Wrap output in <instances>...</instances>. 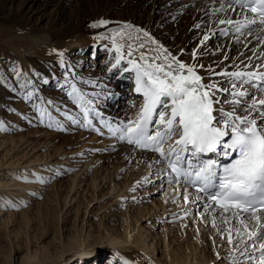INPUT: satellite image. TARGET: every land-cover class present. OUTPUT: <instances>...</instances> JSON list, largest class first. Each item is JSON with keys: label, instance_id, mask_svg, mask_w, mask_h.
Segmentation results:
<instances>
[{"label": "rangeland", "instance_id": "rangeland-1", "mask_svg": "<svg viewBox=\"0 0 264 264\" xmlns=\"http://www.w3.org/2000/svg\"><path fill=\"white\" fill-rule=\"evenodd\" d=\"M59 1L60 0H51L50 4H47L46 0H13L16 8L23 6L25 17L30 19V22L36 26L46 25V11L55 8ZM75 1L76 0H73L71 4L67 5L65 8L66 10L64 9V11H62V17L66 18L67 21L71 16V10L78 8ZM79 1L82 2L81 4L85 8L83 15L86 17V25H90L94 13H96V15L101 13H103V15L108 14L114 19L123 21L122 25H124L122 30L125 35L124 38L118 37L117 43L126 45L122 50L126 55L128 50L127 46L131 45L132 40L134 41L131 45L132 51L134 49L132 46L135 47L138 44L144 43V40H142L143 36L141 35H144V32H149L145 28L146 25H144L146 24L144 21L147 19L149 9H144L145 11L143 10L138 13L136 19L141 20L142 24L137 25L135 22L131 23L128 21L131 16L129 8L132 9V7L126 3V0ZM8 3L10 4V2ZM126 5H129V7ZM188 5H190V3ZM163 15V10L158 11L154 16L151 26H158L157 21L161 19ZM173 21L174 19H169V23L167 24L169 29L174 26L172 23ZM215 23L216 22H212V24ZM183 24V22H180V24H178L179 26L176 27V38L179 37L180 39L183 35V29L185 28V24ZM125 25H132V27L125 28ZM204 27V31H206L209 25L205 24ZM251 28L242 29L243 34H235L234 38H230L232 32L231 26L229 25L228 29L230 31L227 35L221 34L220 30L225 29L222 28L221 25H218L213 31H210L209 29V40L215 38L216 41H218V44L207 51H201V54L197 53L201 56L202 64L212 66V64H218V62L225 63L226 60V62H229L225 57H231L234 56V54H237L236 58L242 61H231L233 64L228 65V72H233L237 65L246 61L248 57H251L250 53L253 49L251 46L257 42H252L253 38H249V36L252 35L248 34L249 31L252 30ZM108 29L109 28L105 26L89 29L87 31L89 45L82 52L84 57L77 55L73 60V68L75 72L79 73V78L76 82L82 87V89L85 87L89 88V84H91V89L95 90L91 91V93L90 91H86L85 93L88 94V96H96L98 94L96 87L100 86L99 83H101L102 78L98 77L100 69L97 71V68L100 66L103 74L106 67L110 65L112 61L107 49L102 44L105 40L103 38H98L104 37V33H106V30ZM153 32L154 35H159L157 31L154 30ZM169 33H171V31H169ZM169 33L168 35H170ZM148 36L149 33L146 37ZM237 36L239 37V43L236 42ZM138 37H140V39ZM201 37L202 34L200 33L189 38L187 52L190 53V55H192L193 52H196L198 46L201 44ZM136 39H138L139 42ZM120 40L121 42H128L121 43ZM168 40L171 41L170 38H168ZM95 41H98L102 46L100 48V46L98 47V45H96L94 47L95 49L92 50V43ZM110 41H112V39H110ZM257 48L260 50L261 47L259 44L257 45ZM260 54V51H258L257 55ZM208 57H210V59H208ZM235 63L237 64L235 65ZM112 71H115V73L119 71V78L126 75L119 67L116 68V70L112 69ZM13 73H15V67L12 62L7 58L0 56V77H2V79H0V85L8 79V74ZM84 75L90 78V83L80 79V77H83ZM219 75L218 78L222 77L223 79L222 88L229 87V84L227 83L228 78L222 74ZM68 79H71V82L74 83V78L65 75V71H62L56 81L54 83L52 82L47 89V98H52L49 111L45 108V103H43L44 99L38 96L34 100L28 99V101L23 100V102H18L17 100H19L18 96L20 91L19 93L13 92L11 94V91L4 94L0 93V122H3L7 129L0 130V177L3 178L4 171L10 163L12 164L10 168H14L13 180L19 184V192L10 189L6 190L8 205L5 210L0 212V264H35V259H30L29 254L36 256V258H41L49 248L48 245L52 244H56V247L51 249L52 256L61 254L62 251H66L62 256V259L66 256L68 259L71 256L72 246L78 247L80 243L85 242L86 239L92 241L95 240L97 242L99 239H95L94 237L101 234V231L105 233L106 223L114 224L111 220L114 217L118 219L117 222H119L118 224L120 226L119 230L123 234L132 230V228H130V222H134L133 220L135 218L139 222L138 225L144 226V229L139 234L138 229L133 230L131 234L134 238L140 237L141 240L148 241L152 235L154 236L157 233L156 240L159 241V245L156 253L160 258L168 256L169 252L179 251L180 247L182 249H187V252L191 253V257H194V259L196 256L198 258H204V251L201 248L202 243L197 236V224L202 220H206L205 226H208L206 230H208L209 227L213 228L212 221L214 216L212 215V211H204L207 205L203 201L193 202L194 193L188 192V189L187 193L190 194H188L189 200L186 203L183 198L185 194L184 186H178L175 181L169 183L168 177L165 175V169L161 170L153 168L148 175L138 178V176H140V174L142 175V172L144 171L142 163L134 166L131 160L127 161V159H125L126 161L124 160V162H127L129 167L128 170L130 172L128 171L127 173L124 171L119 181L121 185L127 187L125 192L126 197L123 199L124 197L115 198L116 193H119L118 189L117 191H114L113 185L115 182L111 184L110 181L104 180L103 183H106L105 186L101 183L99 187L96 188L97 186L94 182V176L97 173L89 171L87 176L83 178L81 174H83L84 171L81 165H74V163H72V167L64 166L61 170L53 168V165L55 167V164L53 163L56 162L57 159H64L69 157V155H71L70 158L73 159L78 158L79 155L86 156V154L89 157L90 155H95L98 151L104 148H109L108 146L110 145V143H108L110 142V139L102 141L101 138H109L111 133H109L107 127H103L104 125L99 127L102 123L98 122L96 119L94 120L95 124L93 123L94 127L97 129L102 128L103 134L101 129L95 131L92 127L89 128L87 125L85 127L81 126L79 129L80 124L84 122V118L78 113L81 112L79 105L68 95V92L71 90L66 84ZM126 79L127 83L120 84L119 88L115 90L122 91V95L120 94V98L117 100L114 99V93H111V91L107 96L101 95V98L104 99V103L103 105L101 104L98 106L103 108L102 115H106L107 112L108 114H112L116 109L121 112L119 114H123L124 112L127 114V117L129 116L132 105L126 103L124 95L131 93L132 89H130V80L128 78ZM222 82H220V84ZM249 91H251V89H249ZM217 95L220 96V98L224 97L223 100L231 99L230 96H227L223 92H217ZM121 99L124 101V104L118 105ZM226 105L229 104L226 103ZM41 110L47 114L43 115ZM74 114L77 115V121H81V123H74L67 119V116L70 115L73 117L75 116ZM63 121H66L67 125L71 122V125L66 127L65 125H62ZM85 124H87V122H85ZM80 132H82L83 138L78 136V134H81ZM113 137L116 138L115 136ZM62 152L66 153V155H63ZM156 155H158L156 152L145 151L143 157L145 165L151 163L152 166L163 167L165 165L163 162L156 163L158 160V156ZM58 156L60 158H58ZM52 160L53 162H51ZM116 162V159H114L112 164L114 165ZM51 163L52 167H49L48 164ZM112 164L107 163L108 167H111ZM131 172L134 176L132 179L133 183L129 174ZM153 172L159 173L153 174ZM77 173L78 176L76 175ZM124 174H127V176ZM149 177L155 179L150 178L149 180L151 181H148L149 184L142 182L145 179L148 180ZM74 179L77 182V186L72 189ZM99 181L100 180H98L97 183H99ZM110 188L111 192L106 195L107 198L101 200L103 197L100 193L108 192ZM146 189L149 190L147 191ZM94 190L97 199L95 200V203L93 202L94 205L90 210L95 211V209L97 210L99 208L100 210L95 216H92L94 211L91 212L89 210V214L85 216V207L88 200L92 198ZM20 192H22V194ZM20 194L21 196H19ZM114 198L115 200H113ZM2 199L5 201L4 198H0V200ZM109 201L110 203H108ZM156 205L157 210L154 208ZM113 207H115V209H113ZM146 207L153 208L154 211L159 213L165 210L162 215L159 214L157 224H154L155 222L149 224V227L151 226L150 228L146 227L148 221H152L150 214H146L143 219H139V217L143 216V213L145 214L144 210ZM8 220H10V223ZM89 220L90 222H93L92 224L93 227H95V231H89ZM215 223H217L215 226H218L217 229L224 228V226L220 227L218 225L220 221L217 217H215ZM203 225L204 223H201V227ZM99 229H101V231H98ZM168 233L169 235H167ZM209 233L210 232L208 231L209 237L207 238V242L210 244L212 243V248L215 246L216 242H214L212 235ZM164 234L166 236H164ZM217 234L218 238H222V235L218 233V231ZM71 243L73 244L72 246L70 245ZM224 243L228 244L227 240ZM165 245L167 246V249H165ZM229 246L231 252L229 253L228 260L225 262H227V264H232V257L237 255V253L233 252L232 245ZM101 247H104V244ZM85 250L86 249H83V251ZM93 250L94 249L92 248V251ZM111 252L112 251H109L104 255V262H108L107 257L112 255ZM82 256L83 254H81L80 258H82ZM90 258L91 256L86 260L82 259L83 261L81 262L83 264L94 263L95 261L90 260ZM75 263L79 264L77 262ZM39 264L48 263L40 262ZM67 264H73L72 259L67 261Z\"/></svg>", "mask_w": 264, "mask_h": 264}, {"label": "bare ground", "instance_id": "bare-ground-1", "mask_svg": "<svg viewBox=\"0 0 264 264\" xmlns=\"http://www.w3.org/2000/svg\"><path fill=\"white\" fill-rule=\"evenodd\" d=\"M72 1L73 0H60L56 4L55 8L46 11V15H45L46 25L36 26L30 22V19L25 17L23 6L21 7L19 6L16 8L13 0H0V56L10 60L15 67V73L8 74L7 75L8 79L4 81L2 85H0V93L4 94L6 92L11 91L10 92L11 94L13 92L19 93L20 91L18 96L19 100H17L18 102L21 101L23 102V100L28 101V99L34 100L38 96L44 99L43 103H45L44 104L45 108L49 111L51 108L50 101L52 100V98L51 97L47 98L46 92L47 89L52 84V82L54 83L56 81L57 77H59L62 71H65V75L74 78L73 82L83 93H85L86 91H90V93L91 91H95L94 89H91L92 88L91 84H89L90 89L86 87L82 89V87H80V85L76 82V80L79 78V73L75 72L73 68V60L74 57H77V55H80V57H84L82 52L89 45L87 31L93 28L91 27V24L93 22L104 19L109 21V23L105 26L109 29L106 30V33H104V37L107 38H103L105 41H103L102 44L107 49V52L109 53L112 61L110 65L106 67L105 72L103 74L101 72L100 66L97 68L98 69L97 71H99L100 69L98 77L102 78L101 83H99L100 86L97 85L98 87H96L98 94L96 96H90V95L88 96V94L86 93L85 94L87 99H91L94 101L95 110L103 114V110H102L103 108L101 106L100 107L98 106L101 104L103 105L104 103V99L101 98V95L107 96V94H110L111 91V93L112 92L114 93V99L117 100L118 98H120L119 95L122 93V91L121 90L115 91V90L119 88L120 84L122 85L127 83L126 78L130 80L129 81L130 89H132V92L124 95V100H126V103L132 105L128 117L127 114L124 112L123 114H119L121 112L117 111L116 109L114 110L113 113L111 112L112 114H108L107 112L106 115L95 117V113L93 112L89 116V118L92 119L93 123L95 119L98 122L102 123V125H100L99 127L104 125L103 123L104 120H108L113 126H116L120 121H125V120L127 121L129 119L134 118L135 114L138 111L139 105L142 103L141 95L137 94L134 90L135 89L134 72L131 71L125 72L126 75L123 76L122 78H119L118 77L119 71L117 73H115V71L114 72L109 71L111 65L115 63L114 57L116 55V53L113 50H110L113 46L111 44L112 41H110V39L114 33L124 32L122 30L124 25V24L122 25L123 21L119 19H114L108 14L103 15V13H101L96 15V13H94L90 25H86V19H85L86 17H84L83 15V13L85 12V8L82 6L81 4L82 2H80L79 0L75 1L78 8L71 10V16L67 21L66 18L62 17L63 14L62 11H64L67 5L71 4ZM8 2H10V4ZM50 2L51 0H46L47 4H50ZM126 3L132 7V9L129 8L131 16L128 21L131 23L135 22V24L137 25L142 24L141 20L136 19L138 13L142 12L144 9H149V13L147 14V19L146 21H144L146 23L144 24L146 25L145 28L149 31L148 32L149 36L146 37L144 35H141L143 36L142 40H144L143 41L144 47H140L141 44H138L135 47L132 46L134 48L132 51L133 54L131 57L125 54L126 56L121 61V64L118 66L120 70H123V68L125 67L131 68V65L127 63L129 59H135L138 63L141 62L140 61L141 53H144L149 58L159 55L161 57V60L156 61L158 63L162 62L164 55L170 54L171 56L177 57L180 61L184 62L186 65H192V64H195L197 66L204 65L203 68L200 67L196 68L197 73L204 78L203 82L207 84L214 81L218 83L220 87H222L223 79L222 77L218 78L220 76L219 74H222L223 72H228L229 70L228 65L233 64L231 63V61L233 62L242 61L236 58L237 54H234V56L227 57L229 62H226L227 61L226 60L225 63L218 62V64H212V66L202 64L201 56L197 53L201 54V51H207L208 49L218 44V41H216L215 38H213L212 40L205 41L203 45L200 44L195 52L196 53L195 57L193 56V54L190 55V53L187 52L189 38L195 36L196 34L201 33L202 34L201 39H203V36L205 34H209V29L210 31H213L218 25H220L217 23L219 19H233L234 21L243 20L244 17L243 15H241L238 6H237V11L235 12L229 11L226 8L224 12L213 14L215 13V10L218 8L220 4L226 5L227 0H126ZM189 3L190 5H188ZM129 5L126 6L129 7ZM161 10H163V14H164L163 17L157 21L158 26L155 25L154 27H152L151 23H153L154 16L158 11ZM170 18L174 19V21L172 22L174 26L169 29L167 24L169 23ZM180 22H183L185 24V28L183 29L184 32L181 38L179 39V37H177L178 38L177 39L175 35L176 33L175 30L177 29L176 27L179 26L178 24H180ZM212 22H216V23L212 24ZM197 24L200 25L199 28L196 27ZM205 24L209 25L206 31H204ZM221 26L222 28H228V25H221ZM168 29L169 31H171L172 34L169 33ZM251 29L252 30L250 32L252 35H250L249 38H253L252 42L257 41L254 45L251 46L254 49V50L252 49V52L254 51L257 54L258 51L261 50L262 46H264V31H261L255 25H253ZM151 30L157 31L159 35H154L153 34L154 32ZM168 33L171 36L168 35ZM257 37H260L261 39L258 41ZM138 38L140 39V37ZM168 38H170L171 41H169ZM230 38H234V35L232 33L230 34ZM153 41H155V43H153ZM124 42H128V41H123L121 43ZM133 43L134 41L132 40L131 45ZM92 44H93L92 50L95 49L94 47L96 45H98V47L100 46V48L102 46L98 41H95ZM258 44L261 47L260 50L257 48ZM158 46H162V49H166L167 52H164L162 50L158 52L157 51ZM60 52L63 53V56L59 55ZM252 52L250 53L251 57L253 56ZM208 59H210V57H208ZM248 63H250L248 59L246 61H243L241 64L237 65L236 68H234L235 69L234 71H240V70L253 71L255 69V65L260 64L261 61L253 57V60L251 61L253 67L251 68L245 67V65ZM236 64L237 63H235V65ZM80 79L88 81L90 83L89 81L90 78L85 75L83 77H80ZM220 82L222 83L220 84ZM216 97L221 100V103L217 105V107H223L225 110L230 109L231 105H226V103H224L223 100L224 97L220 98V96H218L217 93H216ZM123 104L124 101L121 99L118 105H123ZM133 104H135L136 107H133ZM78 113L83 116L81 112ZM73 117L75 118V120H77L76 119L77 115ZM85 122L86 121H84L83 124L86 126L87 124H85ZM62 125H65L67 127L71 125V122L67 125L66 121H63ZM80 128H81V124L79 126V129ZM100 129L103 134L102 128ZM80 133L81 134H78V136L83 138L82 132ZM110 135L109 138L108 137L101 138L102 141H105V139L106 140L110 139V142H108L110 143V145L108 146L109 148H104L98 151L95 155H90L89 157L86 154V156L79 155L78 158L75 159L70 158L71 155L67 157L68 159L67 158L57 159V160L54 159L56 160V162L53 163L55 164V167L53 165V168L61 170L64 166L72 167L73 165L72 163H74V165H81L84 171V173L81 174L83 178L87 176L89 171H94L95 173H97L94 176L95 177L94 182L95 185L97 186V187L95 186L96 188H98L99 185L104 182V180L110 181L111 184L115 182L113 185L114 191L115 190L117 191L118 189L119 192L116 193V195L114 194L115 198L124 197L123 199H125L126 197L125 192L127 190V187L125 185L124 186L121 185L119 181L122 176V173L124 171L128 173L129 171L127 162L126 163L124 162L125 159H127V161L131 160L134 166L138 165L139 163H142L144 171L142 172V175L140 174V176H138V178H140L141 176L143 177L145 175H148L153 168L161 169V170L165 169L167 171L166 165H164L163 167L152 166L151 163L145 165L144 162L145 160L143 158L145 155V151L138 150L134 148L132 145H129L124 141H120L117 138H114L113 136ZM63 155H66V153H63ZM156 156H158V160H159L160 159L159 155ZM58 158L60 157L58 156ZM114 159H116L117 162L116 164L113 165L112 162L114 161ZM51 162H53V160ZM107 163L112 164V166L108 167ZM11 165L12 164L9 163L5 171L2 169L4 171V176L3 178L0 177V198L5 199V201L3 199H2L3 201L0 200V212L2 210H5L7 208L6 206L8 205L6 190L7 189L16 190V191L19 190L18 189L19 184L13 180L14 168H10ZM48 165L49 167H52V163ZM78 173L76 174L77 176ZM155 173H159V172H153V174ZM129 174L131 176V181L133 183L132 180L134 178L133 173L131 172ZM125 176H127V174ZM150 178L151 177H149L148 180L146 179L143 180L142 182L148 183V181H151L149 180ZM75 179L72 184V189H74L77 186V182ZM151 179H155V178H151ZM98 180H100L99 183H97ZM105 184L106 183H103L102 185L105 186ZM187 189L188 192L194 193V196L196 195L195 190L191 189L190 187H188ZM110 192H111V188L110 190H108V192L100 193L103 197L101 200L106 199L107 198L106 195L109 194ZM20 193L22 194V192ZM21 194L19 196H21ZM92 195H93L92 198L88 200L87 205L85 207L84 210L85 216L89 214L88 211L92 209L94 203L96 202L95 200L97 199V195L95 190ZM115 198L113 200H115ZM110 201L108 203H110ZM156 207L157 205L154 206L155 210H157ZM113 209H115V207H113ZM99 210L100 208L97 210L95 209V211L93 210L94 212L90 210L91 212H93L92 216H95ZM144 211L145 214L143 213V216L139 217V219H143L144 216H146V214H150V218H152V221H148L146 226L150 228L151 226L149 227V224L153 222H155L154 224H157V219L159 214L162 215L165 210L159 213L157 211H154L153 208L146 207ZM215 217H217L220 221L218 225L220 227L224 226L221 223L219 209L216 210ZM111 220L112 222H114V224L106 223L105 233L101 231V229L98 230L101 231L102 233L94 237L95 239H99L97 240V242L95 240L92 241L86 239L85 242L80 243L78 247H73L72 246L73 244L71 243L70 244L72 246L71 256L68 259L67 256L62 259V256L63 254L66 253V251L64 252L62 251L61 254H56L55 256H52L51 249L53 247H56V244L48 245L49 248L47 249L43 257L36 258V256H32L29 254V258L35 259L34 260L35 264H39L40 262H46L48 264L50 263L67 264V261L71 259L73 261V264H76L75 262L79 264H83L81 262L83 261L82 259L86 260L88 259L89 256H91L90 260L95 261L92 264H113V263L115 264H227V262L225 261L228 260L229 253L231 252L230 251L231 248L229 244L224 243L227 240L226 235H222L223 239L221 237L218 238V234H217L218 226L213 228L209 227L208 230H206V228L208 227L207 225L205 226L206 220L200 221V223L197 224L198 229L196 228L198 239L202 243L201 248L204 251V256H203L204 258H198L196 256L195 259L194 257L193 258L191 257L192 254L187 252V249H182L181 247L180 248L178 247L179 251L169 252L168 256H164L160 258L157 256L156 253L159 245V241L156 240L157 233L154 236L152 235V237L148 241L141 240L140 237L134 238L133 235L131 234V232L135 229H138V234L141 233V231H143L144 229V226L138 225L139 222L138 220H136V218L133 220L134 222H130V228H132V230L127 231L126 234H123L119 230L120 226L118 224L119 222H117L118 219L116 217L112 218ZM8 222L10 223V220H8ZM92 223L93 222H90L89 220V224H88L89 231H95V227H93ZM201 223L202 224L204 223L202 227H201ZM208 231L210 232L209 234L212 235L214 242H216L215 246H213L212 248H211L212 243L210 244L209 242H207L208 240L207 238L209 237ZM167 235H169V233ZM164 236L166 235L164 234ZM103 244L104 247H101ZM92 248L94 249L93 251ZM83 249H86L85 250L86 252L83 251ZM165 249H167L166 245H165ZM109 251H112L111 252L112 255L110 257L109 256L107 257L108 262H104L103 257ZM81 254H83L82 258H80Z\"/></svg>", "mask_w": 264, "mask_h": 264}, {"label": "snow or ice", "instance_id": "snow-or-ice-1", "mask_svg": "<svg viewBox=\"0 0 264 264\" xmlns=\"http://www.w3.org/2000/svg\"><path fill=\"white\" fill-rule=\"evenodd\" d=\"M237 6L243 20L219 19L217 23L231 26L233 35L243 34L242 29H250L253 25L264 31V0H227V4H220L213 14L224 12L226 8L235 12ZM108 23L101 19L91 27H103ZM220 31L224 35L229 33L228 28ZM147 35L144 32V36ZM118 37L124 38V33L116 32L111 37L113 48L110 50L116 55L109 71L116 69L125 57L122 51L125 45L117 43ZM209 39L205 34L200 43L203 45ZM260 39L257 37L258 41ZM236 42H240L238 36ZM127 47V56L131 57V45ZM140 47H144L143 43ZM161 50L167 52L158 46L157 51ZM260 53L253 52V56L247 58L250 63L246 68L253 67V57L261 61L253 71L222 73L228 78L227 88L214 81L205 84L196 71L204 65H186L170 54L164 55L158 63L159 55L149 58L141 53V62L129 59L127 63L131 68L122 70L135 73L134 90L142 97L137 113L116 126L108 120L103 121L118 140L134 148L156 152L160 157L156 163L163 162L167 167L168 182L179 184L182 181L185 185L183 198L186 203L189 200L187 188L193 187L196 192L193 202L203 201L207 205L204 211H212L213 227L219 209L224 228L217 231L226 235L227 243L237 253L232 257V264H264V47ZM66 84L71 89L68 95L79 105L87 126L99 131L89 118L93 112L95 117L102 115L95 110L94 101L87 99L71 79ZM217 92L231 97L224 100L231 105L229 110L217 107L221 103ZM67 119L81 123L70 115ZM81 126L85 125L81 123ZM0 130H7L3 122H0ZM209 153L217 158H202ZM219 158L230 162L221 164Z\"/></svg>", "mask_w": 264, "mask_h": 264}]
</instances>
